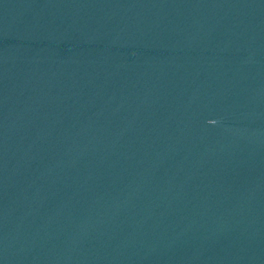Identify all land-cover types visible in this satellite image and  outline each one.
<instances>
[{"label": "water", "instance_id": "obj_1", "mask_svg": "<svg viewBox=\"0 0 264 264\" xmlns=\"http://www.w3.org/2000/svg\"><path fill=\"white\" fill-rule=\"evenodd\" d=\"M0 264H264V0H0Z\"/></svg>", "mask_w": 264, "mask_h": 264}]
</instances>
